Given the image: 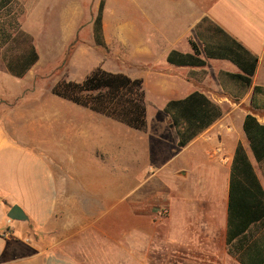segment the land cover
<instances>
[{
    "label": "crops",
    "instance_id": "obj_1",
    "mask_svg": "<svg viewBox=\"0 0 264 264\" xmlns=\"http://www.w3.org/2000/svg\"><path fill=\"white\" fill-rule=\"evenodd\" d=\"M54 1L38 9L54 12L62 6ZM109 1L102 11L105 46L111 38L141 69L130 78L143 81L148 147L122 141L108 119L94 122L85 117L89 110L56 96L57 105L41 109L37 120L26 122L12 109L13 119L0 121V264H264V136L250 142L243 131L247 115L243 135L212 131L218 120L185 148H178L177 136L169 144L166 135H148V113L164 112L169 101L195 92L213 101L225 84L220 71L240 73L227 60L206 58L199 37L206 28L258 58L248 89L225 76L229 94L264 95V86L253 85L264 57V0H118L115 21L106 18ZM12 4L4 13L18 16L9 11ZM190 41L205 65L169 63L172 52L193 54ZM206 73L218 84L208 83ZM114 152L161 166L156 172L149 166L151 173L138 162L110 170ZM98 158L101 166L93 171ZM13 206L26 220L8 219ZM4 230L9 239L1 237Z\"/></svg>",
    "mask_w": 264,
    "mask_h": 264
},
{
    "label": "rangeland",
    "instance_id": "obj_2",
    "mask_svg": "<svg viewBox=\"0 0 264 264\" xmlns=\"http://www.w3.org/2000/svg\"><path fill=\"white\" fill-rule=\"evenodd\" d=\"M61 0V5L57 6L52 12L47 9L53 7L54 0H15L12 3V8L9 9L13 13L7 14L2 12L0 15V27H5L10 33L15 34V28H19L32 39L39 60L36 65L27 73L23 80L11 77L3 62V55L6 47L2 45V37L0 33V121H11L10 116L12 109H15L16 114L20 117L23 115L25 121L38 119V113L43 108L51 110L57 105L58 99L52 95V88L59 81L82 82L96 68H101L111 73H124L129 77L134 76L141 70L135 66L123 48L119 47L114 40L109 38L108 45L98 46L93 38V21L97 15V7L100 0ZM133 0H125L126 4L132 5ZM45 5L46 10H39L38 6ZM60 10H63V15L56 16ZM48 12L42 14V12ZM118 0H110L106 8V18L113 21L119 18L118 16ZM52 12V14H50ZM70 21V22H69ZM13 22H16L15 24ZM76 22L72 27L68 23ZM19 26V27H18ZM65 27V31L61 30ZM16 51H18L16 49ZM223 67L234 70L233 65L222 62ZM217 67V66H216ZM208 76V83L214 82L218 84L217 77L212 74ZM219 82L223 83L219 93L212 96L214 103L218 104L223 110V116L220 123H216L212 131H222L226 135H243L241 130V118L243 115H251L264 126V95L252 94L244 97V94L233 93L229 94L225 79L226 74L220 71ZM214 77V80H212ZM223 80V81H222ZM259 84L264 86V57L259 64L258 73L253 80V85ZM224 87H226L224 89ZM204 88L208 92V87ZM34 91L30 93L31 90ZM27 90V91H26ZM238 92V89H236ZM235 91V92H236ZM25 92V93H24ZM20 95H24L20 99ZM54 96V97H53ZM18 97L17 101L15 98ZM55 99V100H53ZM212 100V99H211ZM65 100L60 101L61 104ZM68 104V103H67ZM88 119L94 122H105L108 118L94 113L86 112ZM51 116V113L48 117ZM225 116V117H224ZM164 112H156L153 110L148 113V125L151 138L157 137L159 134L166 135L167 142L175 144L176 133L174 128L172 132L167 125H172L170 118H166ZM167 125H166V121ZM111 132H115L121 137L122 141H137L141 151L148 147L147 136L144 132H136L116 124L118 122L108 119ZM258 122V123H259ZM260 125V124H259ZM173 127V126H172ZM210 133V132H209ZM212 133V132H211ZM115 148V147H114ZM115 151V150H114ZM113 158L108 159V168L110 170L130 166L134 164L148 172L149 166L156 172L161 163L157 160L150 162L148 158L136 161L133 159H118L115 152ZM138 162V163H136ZM92 170L101 166V160L93 159ZM107 166V161L103 160V167ZM88 169V167L86 166ZM151 173V172H148ZM90 174H96L90 173ZM96 174L95 178L100 179Z\"/></svg>",
    "mask_w": 264,
    "mask_h": 264
},
{
    "label": "trees",
    "instance_id": "obj_3",
    "mask_svg": "<svg viewBox=\"0 0 264 264\" xmlns=\"http://www.w3.org/2000/svg\"><path fill=\"white\" fill-rule=\"evenodd\" d=\"M11 3V0H0V15L5 5ZM103 7L104 0H101L93 21V38L101 47L105 46L102 33ZM15 29L13 34L5 27H0V33L4 37L1 43L6 47L3 62L11 77L23 79L36 65L39 55L32 44L31 37L19 28ZM215 31L212 32L206 28L205 32L199 36L204 45L206 58L231 62L240 70V73H226V76L248 89L256 72L258 58L224 32L217 28ZM190 44L193 54L182 55L172 52L168 56V62L176 66L203 67L205 61L200 58V49L194 42L190 41ZM51 93L129 129L146 131L145 92L141 79H132L122 73H111L96 68L82 82L59 81L52 88ZM164 112L170 117L177 136L178 148H185L223 116L222 108L199 92L182 100L169 101ZM243 131L252 144H255L256 137L264 136V126L259 125L251 115L245 117ZM237 152L240 153L242 150L238 148Z\"/></svg>",
    "mask_w": 264,
    "mask_h": 264
},
{
    "label": "water",
    "instance_id": "obj_4",
    "mask_svg": "<svg viewBox=\"0 0 264 264\" xmlns=\"http://www.w3.org/2000/svg\"><path fill=\"white\" fill-rule=\"evenodd\" d=\"M8 219L15 220V221H24L26 220V216L24 215L23 211L17 207L13 206L7 214Z\"/></svg>",
    "mask_w": 264,
    "mask_h": 264
},
{
    "label": "built area",
    "instance_id": "obj_5",
    "mask_svg": "<svg viewBox=\"0 0 264 264\" xmlns=\"http://www.w3.org/2000/svg\"><path fill=\"white\" fill-rule=\"evenodd\" d=\"M163 215H165V212L161 211L159 213V216H163ZM1 237L4 238V239H9L11 237V232L9 230H4L1 233Z\"/></svg>",
    "mask_w": 264,
    "mask_h": 264
}]
</instances>
